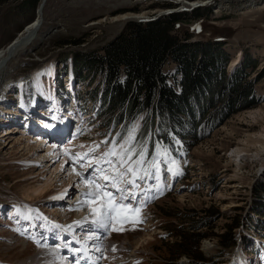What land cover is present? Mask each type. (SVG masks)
<instances>
[{
    "label": "rangeland",
    "instance_id": "374dc122",
    "mask_svg": "<svg viewBox=\"0 0 264 264\" xmlns=\"http://www.w3.org/2000/svg\"><path fill=\"white\" fill-rule=\"evenodd\" d=\"M25 1L0 0V49L8 46L40 16L38 9L41 0L34 10L28 7L29 4L23 5ZM176 1H47L40 19L43 27L37 35L41 33L40 38H44L49 30L52 31L49 38L31 47L30 51L14 56L6 67L8 71L4 72L7 75L0 77L5 82L3 86L0 82V105L7 111L0 109V206L4 207L0 210V264H21L39 251L37 238L41 236L38 233L44 230L40 227V219L63 223L61 217L71 220L74 215L72 210L68 213L70 207L63 208L69 198L62 199V204L39 200H46L49 195L52 199L57 188L63 185V179L59 180L56 178L58 173H53L62 157L59 156V161L53 164L55 161H51L46 151L47 145H41L54 129L47 133L35 125L40 119L56 124L50 119L54 114L50 98L41 94L42 98L34 90V75L37 85H41L39 80L46 71L36 73L48 66L52 67L49 71L53 78L57 74L56 81H53L56 82L62 117L69 123L64 145L73 147H70L73 153L82 154L81 157L87 154V158L73 167L85 177L92 175L93 168H107L103 154L114 144L122 143L135 130L131 146L137 153L143 151L145 154L143 171L158 177L137 180L140 188L134 189L136 199L132 201V207L141 206L140 212L130 213L128 222L121 219L114 224L122 231L109 232V237L119 246L127 238L135 247L136 257L132 264H195V255L184 254L173 258V251L187 243L185 238H189V244L194 245L206 264H264V231L259 236L252 230L255 224L264 222V208L259 204L260 201L264 202V196H255V190L264 183V1L196 0L201 4L207 1V4L194 7L189 6L193 0L182 5ZM197 9L200 10V19L191 17L188 22L185 19L178 22L181 30L174 34H179L182 43L192 45L200 42L198 53L201 55H220L219 68L223 67L222 60L226 59L229 80L239 69L246 67L243 76H246V83L252 86V98L256 103L227 116L198 142L189 130L183 132L178 126L176 132H183L182 139L174 132L167 136L168 141L161 140L153 134L157 124L151 127V121L144 113L133 120L125 118L124 125L115 124L113 117L100 120V97L93 91L98 86V78L88 75L85 69V81H77L70 67L72 56L76 52L101 54L105 46L125 32L129 22L150 21L176 12L191 13ZM165 11L168 13L162 14ZM187 34L190 36L187 37ZM186 37L188 40H185ZM79 40H82L81 44H75ZM253 62L257 64L254 69L251 67ZM174 70L172 62L164 67V73L171 74ZM44 79L47 81L45 76ZM21 83H24V99L20 95ZM35 99H40L37 107H24V103H33ZM225 108H221L222 111ZM8 109L18 110L17 113L22 116L10 115ZM41 110L46 114H40ZM26 114L36 121L32 122L33 125L26 123L31 122L23 118ZM2 118H7L4 120L7 124L3 126ZM146 123L147 131L142 133ZM32 127L39 131H33ZM35 146V150L28 153L27 149ZM111 159L115 160V157ZM89 161L92 162L90 166ZM39 172H43L42 175L24 183ZM51 175L57 182L50 190L53 192L48 196L47 193H38L34 196L36 200L25 199L26 187L37 185L42 177L48 179ZM74 176L79 177L76 171L72 179ZM68 194L69 197L76 195V187ZM99 204L100 201H97L95 206ZM51 210L55 211L54 217L48 213ZM210 210H216L217 215L213 216ZM258 211H262V215ZM24 217L28 222L26 226L20 223ZM32 217L37 219L39 229L36 233V228H31ZM236 219L240 220L239 227L233 230L237 245L224 250L221 236L227 233L228 227ZM255 240H261L262 244L254 245ZM206 245L213 247L209 254L205 251ZM117 255L118 259L124 258L120 253ZM236 255L243 256L240 257L242 262L234 259ZM125 256L128 254L125 253ZM129 260L126 264H129ZM114 261L115 258L104 255L100 264H115ZM118 263H121L120 260Z\"/></svg>",
    "mask_w": 264,
    "mask_h": 264
},
{
    "label": "trees",
    "instance_id": "16d2710c",
    "mask_svg": "<svg viewBox=\"0 0 264 264\" xmlns=\"http://www.w3.org/2000/svg\"><path fill=\"white\" fill-rule=\"evenodd\" d=\"M38 3L39 0H26L23 5L29 4L28 7L34 10ZM199 11L176 12L150 21L129 22L125 32L105 46L101 54L76 52L72 56L70 67L77 81H85V69L88 75L98 78L100 89L96 86L93 91L100 97V120L113 117L115 124L124 125L125 118L133 120L144 113L150 119L151 127L157 124L153 134L161 140L168 141V135L175 133L182 139V133L189 130L198 142L227 116L256 103L252 98V86L243 76L246 67L239 69L229 80L226 59L219 68L220 55H201L198 53L200 42L182 43L179 34H174L181 30L178 22L184 19L188 22L191 17L199 20ZM81 41L75 44H81ZM169 62L175 65L171 74L164 73ZM256 65L253 62L251 67L254 69ZM177 126L183 132H176ZM147 128L148 123L142 133H146ZM261 195L264 196V183L255 190L256 197ZM259 204L264 208L263 201ZM210 212L213 216L218 213L216 210ZM258 212L262 215V211ZM239 225L240 220L236 219L221 236L224 250L237 245L233 230ZM252 228L260 236L264 222H258ZM185 242L173 251V258L195 255V264H206L194 245L189 244V238H185Z\"/></svg>",
    "mask_w": 264,
    "mask_h": 264
},
{
    "label": "bare ground",
    "instance_id": "6f19581e",
    "mask_svg": "<svg viewBox=\"0 0 264 264\" xmlns=\"http://www.w3.org/2000/svg\"><path fill=\"white\" fill-rule=\"evenodd\" d=\"M179 1L181 2V5H182V3H188L187 2L188 0H177L176 2H179ZM225 1L227 2V1H231V0H225ZM262 1H264V0H262ZM205 4H207V1L202 2V4H201L200 2L193 0L192 2H190L189 6L194 7L196 5H205ZM39 8H40V6H39ZM38 11H39V9H38ZM38 13L40 16H37L33 20V22L27 26V29L25 31L23 30L24 32H22L21 34H19L15 38L16 39L15 42H14V40H15L14 39L8 46L0 49V77L2 74H4L5 71L6 72L8 71L6 69V67L9 64V62L14 58V56H19L26 51H30V48L33 46L35 47V45L37 43L42 44L44 41H46L49 38L50 34L52 33V31L48 30L46 32L44 38H40V37H42L41 33H39V36L37 35V33L40 30H42V27H43L42 25H40V19L42 18V15H44V8L42 9V11L40 10ZM165 13H168V12H166V11L162 12V14H165ZM37 18H38V20H36ZM43 18H44V16H43ZM35 35H36V37H35ZM233 65L235 66V64H233ZM50 69H52V67L48 66L45 69H43L42 71H39L36 73V74H38L40 72L46 71L44 73V76L47 78V81H45L44 76H41V79L39 80V83L41 85H39V86L36 83L35 75L33 77V82H34L36 89L48 98H51V95L53 94L54 89H56V85H55L56 82L54 83V81H56V79H57V74L53 78V76H52L53 74L49 71ZM6 75H7V73H5L3 76H6ZM0 82H2L1 79H0ZM4 83L5 82L3 81L1 85L3 86ZM52 83H54L53 86H52ZM20 89H21V94H23L24 93V83L20 84ZM52 99H53V101L55 100L54 98H52ZM55 103H56V105L58 104L57 101H55ZM2 107L3 106L0 105V109H2L1 111L7 112L5 110V108H2ZM8 110L10 112V115H14V116L19 115L20 117L22 116V114L17 113L18 110H16V111H14V109H12V110L8 109ZM43 112L44 111H42L40 114H42ZM44 113L46 114V112H44ZM29 116H31V115L26 114V117H23V118H26L25 119L26 121L29 119L31 120V122L28 121L26 123H30V124L32 122L35 123L36 121H33V118H29ZM6 119L7 118L1 119L2 120V123H1L2 126L7 124V123H4V120L6 121ZM55 122H56L55 130L51 134H47V136H49V137L45 136L47 138H46V140L41 142V145H44V143L47 145L46 151H48V153H49L48 155L51 156L50 157L51 161L52 162L55 161L53 164H56L59 161V160L57 161V159L58 158L60 159V157H62V161L59 162V164H57V166L54 168L55 171L53 173L54 174L58 173V176L56 175L57 176L56 178H59V180L63 179V181H62L63 185L61 188H59V189L57 188V193H56V191L54 192V193H56V195L55 196L53 195L52 199H51L50 195L48 196V194H50V192H53L50 190H53L52 188H53L54 184L57 183L56 178L53 180L54 177L52 175L48 179L47 178L44 179V177H42L43 178L42 182H40V180L42 178L41 179L39 178L40 180H39L37 185L26 187L25 189L23 187L22 188L24 189L25 199H26V197L28 198L27 200L34 198V196H36L38 193H47L48 199H46V200L43 198L39 199L41 202L42 201L48 202V200L49 201L52 200L53 204H59V203L62 204L61 203L62 199L69 198L65 201L66 203H64V204L66 206L64 205L65 207H63V208L66 209V207L67 208L70 207L68 209L69 212L68 211L67 212L71 213L73 211L72 213H74V215H73V218L71 220H68L66 217L60 216L63 223H59L55 220L54 221H49V220L46 221L45 218L40 219V224H42V226L40 225V227L44 228V230L41 231L42 233H40V234L38 233V235H40L41 237L37 238V240H39L38 243L40 245V249L34 255L28 257L29 259H27L24 263H21V264H75V262L77 260H79V264H99V261L101 259L97 260V258L103 257V255H105L109 258H115V261H114L115 264H121L122 262H125L122 264H126V262L128 263L129 259H130L129 264H132V261L133 262L135 261L136 254H135V247L132 246V243L129 242V239L124 238V242L121 243L119 246L118 242H116L114 239L109 237V233H104L102 230L95 232V234L99 235V237H100L99 241H87V249L88 250L86 253L85 252H75L74 253L72 251H69V248L64 247L66 242H70L69 243L70 248H72V249L80 248L85 243V237L87 235H93L94 234L93 231H91V229H93L94 226L88 222H84L83 227H79L75 223L76 221H82L83 222L85 217H88L89 221L92 219V217L89 214L88 207L82 203L86 199L83 194L85 192H87L89 189H88L87 185L81 184L82 182L80 183L81 179H79V177L76 178L74 176L73 179L71 177L75 171L79 172L73 166L75 164L77 165V163H80L81 160L83 158L84 159L87 158V156L84 154L85 156L82 159H80L78 162L73 164V161L75 160L74 155H76L75 153H73L74 150L73 151L71 150V148H73V147H71L70 145H64V142H63L64 138L66 137L65 133H68L67 127H68L69 123L64 120L62 115L58 116L56 118ZM33 123H32V125H33ZM37 124L44 125V122L42 121V119H40V121ZM32 129H33V131L36 130L35 132H38L39 130L42 131L41 130L42 128H40L38 130V129H35L32 127ZM53 135H55V136H53ZM59 136L61 137V139L59 138ZM39 139H41V138H39ZM44 146H42V147H44ZM35 148H36V146L28 148L27 149L29 151L28 153L33 152L35 150ZM24 151H26V149ZM20 153H17V154L19 155ZM60 153L62 155H59ZM80 155H82V154H80ZM67 157H68L67 160H69L70 162L66 161ZM61 171H63L64 173H62ZM42 173L39 172L34 177H29V180L24 181V183L30 182V179L32 180V178L40 176V175H42ZM95 175L96 174L93 172L91 176L88 175V176H86V178L92 179ZM99 182L104 183V181H99ZM33 183H35V181ZM22 185H23V183H22ZM74 187H76V195L69 197V194H68L69 190H73ZM108 190L113 191L114 189L109 188ZM44 197H46V195ZM38 198H40V197H38ZM36 199L37 198H34L33 200H36ZM54 200H57L58 202H56V201L54 202ZM50 212H48L49 215H51V217H54L55 211L51 210ZM64 213L66 214V212H64ZM22 221L27 223V221L25 219H23ZM30 223H31V228H33V227H34V229L36 228V231H35V233H36L37 229H39L36 225L37 219L32 217L30 220ZM56 225H60L61 227H56ZM69 226H71V228H69ZM76 238L80 239V244L76 243ZM130 241H135V239L130 240ZM93 245H96V246L102 248L103 252L96 251L95 247ZM113 247H115V249H116L115 251L112 250ZM118 248H120V249L118 250ZM212 249H213V247L210 245L205 246V251L208 254L212 251ZM118 253H120L122 255V257H124V258L118 259V257H119V255H117ZM125 253H127L128 256H125ZM113 256H115V257H113ZM240 257L243 258L242 255H240V256L236 255L234 259H237L238 263L242 262ZM127 258H128V260H127ZM119 260L121 263H118ZM248 264H249V262H248Z\"/></svg>",
    "mask_w": 264,
    "mask_h": 264
},
{
    "label": "snow or ice",
    "instance_id": "6c2138e0",
    "mask_svg": "<svg viewBox=\"0 0 264 264\" xmlns=\"http://www.w3.org/2000/svg\"><path fill=\"white\" fill-rule=\"evenodd\" d=\"M134 131L130 133L128 138L118 145H113L108 152L104 153V163L108 165L105 167L93 168V172L96 174L92 179L86 178L81 172H76V175L81 177L82 183L88 186V191L83 195L85 200L82 202L88 207L89 214L92 219L89 221L88 217L84 218V221H76L75 223L79 227H83L84 222H88L94 226L91 231L93 235H87L85 237V243L76 249L69 247L70 242H66L64 247L69 248L72 252H87V241H99V235L95 232L102 230L104 233L110 231H122V228L114 227V224L123 219L124 222H128V215L130 213H139L140 207L137 206L133 209L132 201L136 199V192L134 189H139L140 185L137 180H144L146 177L157 179L158 177L152 176L151 173L143 171L142 166L146 162V157L143 151L137 153L136 149L131 146L134 140ZM104 143H108L105 141ZM99 145H97V148ZM87 155V154H85ZM115 157V160L111 159ZM133 157H136L133 159ZM79 154L76 155L73 164L82 159ZM91 161L88 162L89 166ZM158 167V166H157ZM143 172V174H141ZM99 181H104L100 183ZM123 185V187L121 186ZM114 189L115 191H109L108 189ZM103 198V199H102ZM100 201L99 206H95L96 202ZM127 202V203H126ZM142 222V221H138ZM56 227H61L56 225ZM71 228V226H69ZM76 243L80 244V239L76 238ZM95 250L103 252V249L93 245ZM115 251V247L112 249ZM102 257H98L97 260ZM79 264V260L75 262Z\"/></svg>",
    "mask_w": 264,
    "mask_h": 264
},
{
    "label": "water",
    "instance_id": "95a60500",
    "mask_svg": "<svg viewBox=\"0 0 264 264\" xmlns=\"http://www.w3.org/2000/svg\"><path fill=\"white\" fill-rule=\"evenodd\" d=\"M47 1H48V0H41V3H40V5H39V6H40L39 10L42 11V9L45 7ZM15 41H16V39L14 40V42H15Z\"/></svg>",
    "mask_w": 264,
    "mask_h": 264
}]
</instances>
